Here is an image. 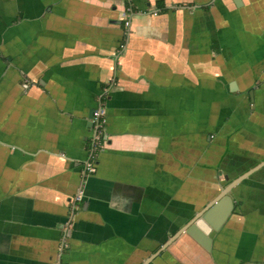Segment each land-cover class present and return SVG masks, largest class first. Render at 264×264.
<instances>
[{
  "label": "crops",
  "instance_id": "crops-1",
  "mask_svg": "<svg viewBox=\"0 0 264 264\" xmlns=\"http://www.w3.org/2000/svg\"><path fill=\"white\" fill-rule=\"evenodd\" d=\"M0 264H264V0H0Z\"/></svg>",
  "mask_w": 264,
  "mask_h": 264
},
{
  "label": "water",
  "instance_id": "water-1",
  "mask_svg": "<svg viewBox=\"0 0 264 264\" xmlns=\"http://www.w3.org/2000/svg\"><path fill=\"white\" fill-rule=\"evenodd\" d=\"M238 182L232 183L222 193V197L208 208L200 218L189 227L185 228L181 234L191 237L200 244L206 251L211 252L212 242L217 233L221 230L233 210V203L229 193ZM177 240V238H175ZM175 240V241H176ZM174 241V242H175Z\"/></svg>",
  "mask_w": 264,
  "mask_h": 264
},
{
  "label": "built area",
  "instance_id": "built-area-1",
  "mask_svg": "<svg viewBox=\"0 0 264 264\" xmlns=\"http://www.w3.org/2000/svg\"><path fill=\"white\" fill-rule=\"evenodd\" d=\"M127 27H130V22L126 23ZM106 108L104 107L103 102L101 101L98 108L95 110L93 115V127H92V136L90 141V148L88 153V158L83 164V175L84 178H87L91 175H94L97 172V156L98 152L104 148L106 145L105 139V119H106ZM83 199V188L80 189L79 193L73 199L72 202V217L67 223L66 228V237L69 236L70 230L74 224L75 212L77 209V204ZM66 240V239H64ZM66 242L64 241L63 244Z\"/></svg>",
  "mask_w": 264,
  "mask_h": 264
},
{
  "label": "flooded vegetation",
  "instance_id": "flooded-vegetation-1",
  "mask_svg": "<svg viewBox=\"0 0 264 264\" xmlns=\"http://www.w3.org/2000/svg\"><path fill=\"white\" fill-rule=\"evenodd\" d=\"M95 112V111H94ZM93 115H94V113H93ZM92 124H93V122H92ZM92 127H93V125H92Z\"/></svg>",
  "mask_w": 264,
  "mask_h": 264
},
{
  "label": "rangeland",
  "instance_id": "rangeland-1",
  "mask_svg": "<svg viewBox=\"0 0 264 264\" xmlns=\"http://www.w3.org/2000/svg\"><path fill=\"white\" fill-rule=\"evenodd\" d=\"M74 225V224H73Z\"/></svg>",
  "mask_w": 264,
  "mask_h": 264
}]
</instances>
